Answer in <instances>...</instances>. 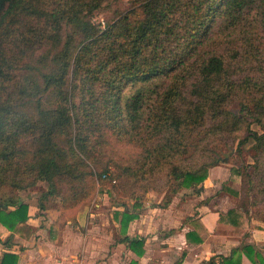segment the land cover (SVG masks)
I'll return each mask as SVG.
<instances>
[{
    "label": "trees",
    "instance_id": "trees-1",
    "mask_svg": "<svg viewBox=\"0 0 264 264\" xmlns=\"http://www.w3.org/2000/svg\"><path fill=\"white\" fill-rule=\"evenodd\" d=\"M110 1L117 0H0V30L25 14L42 22L29 46L47 47L17 80L18 61L0 43V190L12 192L0 191V224L11 232L29 220L30 206L17 191L47 183L41 209L48 199L73 210L90 198L95 176L111 172L99 159L108 135L143 151L138 166L123 168V176L138 180L168 167L178 184L175 195L197 193L210 170L226 163L218 157L196 169L183 165L209 152L208 139H232L247 129L264 156V73L238 77L242 71L217 52L214 39L264 30V0H130L131 7L104 26L95 23ZM233 102L240 106L237 113L230 109ZM253 122L261 134L251 129ZM91 165L102 167L95 173ZM231 172L242 178L243 189L248 185L253 206L264 201V160L259 165L256 157L254 174ZM222 192L243 198L227 185ZM136 209L122 215V243L142 257L146 239L127 236L140 215ZM248 214L242 203L220 214V221L250 228ZM187 240L204 242L195 232ZM244 257L264 264V247L243 244L217 264H243ZM18 263L19 255L8 251L0 264Z\"/></svg>",
    "mask_w": 264,
    "mask_h": 264
},
{
    "label": "crops",
    "instance_id": "crops-1",
    "mask_svg": "<svg viewBox=\"0 0 264 264\" xmlns=\"http://www.w3.org/2000/svg\"><path fill=\"white\" fill-rule=\"evenodd\" d=\"M224 185L242 193V178L232 176L231 170L218 166L210 170L204 186L194 195L187 197L185 194L190 191L184 190L185 194H176L168 205L163 206L160 197L154 201L155 205L133 203L140 215L130 223L127 236L146 239L142 257L122 243V215L128 209L124 202H116L112 207L114 213L101 218L86 205L61 210L59 202L51 199L54 206L41 209V203L36 204L40 213L35 216L32 206L37 199L34 202L27 199L25 203L29 204L30 210L25 224L19 225L14 232L0 224V263L4 253L10 251L19 255L18 264H85L80 258V253L85 251L86 262L93 260L92 264H130L134 260L139 264H175L180 259H183L182 264H211L212 258H216L217 264L219 256H229L235 247L246 243L264 244V229L236 228L220 221V214L235 207L232 201L240 200L225 194L228 195L223 196L226 207L215 200L216 194L224 193ZM104 195L106 200L109 199L107 194ZM99 218L102 228L95 224ZM84 226L88 229L85 236L75 231ZM194 232L204 240L202 244L188 243L187 234ZM240 234L254 240L242 242L244 238L241 240ZM7 242L11 247L5 245ZM100 256H108V259L101 262ZM243 264L252 263L244 257Z\"/></svg>",
    "mask_w": 264,
    "mask_h": 264
},
{
    "label": "rangeland",
    "instance_id": "rangeland-1",
    "mask_svg": "<svg viewBox=\"0 0 264 264\" xmlns=\"http://www.w3.org/2000/svg\"><path fill=\"white\" fill-rule=\"evenodd\" d=\"M131 4L130 0H117L105 3L102 8L98 10V13L95 14L93 20L95 23L104 26L106 22L113 20L117 13L129 9ZM41 24L42 22L40 20L22 14L19 16V22L16 19L11 25L9 19L0 30V43L5 47L7 56L12 61H18V64H16L18 70L15 72L17 80L21 79L22 74L25 73V64L33 62L35 58L40 57L47 50L46 46L42 47L38 44L34 45V48H31L29 46L30 42H28V40L33 41V30L36 29V31H38L39 25ZM219 37L214 36L215 42H217L215 49L218 53L223 54L226 60L233 63L235 69L238 68L239 71H242L238 77L245 75L246 72L251 74L264 73V30L254 29L248 33L241 30L231 36L219 35ZM31 49H33V52ZM24 51L27 53V56L22 55ZM230 109L237 113L240 110V106L237 102H233L231 103ZM251 129L260 134L262 133L260 127L254 122L251 124ZM246 137H248V139L245 144L238 147L239 141ZM205 144L208 146L209 152H206L204 155L198 154L194 158L185 161L183 165L196 169L205 163H209L212 159L219 157L226 161V163L220 164V167L222 166L231 171L236 169L243 171L246 169L249 173L254 174L256 157L259 160V165H261L264 160V156L260 157L253 148L255 142L253 139L249 138V132L247 129L239 131L232 139L219 136L218 138L208 139ZM103 152L104 155H101L99 158L101 162L103 160L102 166L109 165L111 169L110 174L111 176H116V181L112 183L103 182L99 177L95 176V192L90 198L79 205H86L96 211V217L102 218L106 214L114 213L115 210H112V207H115L116 202H124L125 206L132 208L133 203H138L143 206L144 203L155 205L154 201L160 197L162 200L161 206H163L168 205L170 200L176 196L173 192L178 187V184L169 177L168 167L156 172L152 176L147 175L146 178L143 177L138 180H136V178L130 179L122 175L121 170L123 168L138 166L137 161L143 152L140 147L108 135V143L105 145ZM102 166L91 165V170L98 173ZM60 185H63L60 189L68 196H71V192L67 191L69 186L63 183ZM247 186L248 185H245L244 189L241 187L243 196L242 200H238V202L234 200L232 201V204H236L235 206H237L246 203L249 213V227L264 229V201L261 199L257 206H253V195L249 194L250 192L247 191ZM46 190H48V184L40 182L35 187L28 190L15 192V195L19 196L24 202L27 201V199L31 202H34V200L37 199V201L33 203L34 205L32 204V213L36 216L40 213L36 210V204H40L42 195L47 192ZM0 191L2 194H12L9 189H1ZM183 191L180 192V194L184 193ZM189 191V194L184 193L187 197L195 194V190ZM104 194H107L110 200L108 198L106 200ZM225 194L227 193H223L222 195L216 194L214 199H217L220 201V204H224L226 207L227 202L225 201V198L223 199V196L226 197L228 195ZM50 200L48 199V201L44 202V205L54 206L55 203ZM105 202L106 204H104ZM96 205L100 206L96 207ZM38 208L40 207L38 206ZM101 223L102 221L99 218L95 224H99L102 228L103 226ZM75 231L82 236L88 234L87 226L75 229ZM241 237V240L244 238V241L242 242L246 243L248 237L242 235ZM252 240L254 239H249L248 242ZM258 247L262 248L264 247V244H260ZM98 249L102 248L98 247ZM84 253L85 251L80 253L81 261H85V264H92L93 260L92 262H86V255ZM107 259L108 256H100L99 261L105 262Z\"/></svg>",
    "mask_w": 264,
    "mask_h": 264
},
{
    "label": "built area",
    "instance_id": "built-area-1",
    "mask_svg": "<svg viewBox=\"0 0 264 264\" xmlns=\"http://www.w3.org/2000/svg\"><path fill=\"white\" fill-rule=\"evenodd\" d=\"M111 178V174L108 173V174H104L102 177H101V181H109ZM115 182V181H114Z\"/></svg>",
    "mask_w": 264,
    "mask_h": 264
},
{
    "label": "water",
    "instance_id": "water-1",
    "mask_svg": "<svg viewBox=\"0 0 264 264\" xmlns=\"http://www.w3.org/2000/svg\"><path fill=\"white\" fill-rule=\"evenodd\" d=\"M202 188H200V190H201Z\"/></svg>",
    "mask_w": 264,
    "mask_h": 264
}]
</instances>
